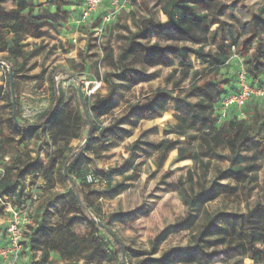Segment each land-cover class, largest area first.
<instances>
[{
  "label": "trees",
  "instance_id": "1",
  "mask_svg": "<svg viewBox=\"0 0 264 264\" xmlns=\"http://www.w3.org/2000/svg\"><path fill=\"white\" fill-rule=\"evenodd\" d=\"M34 1L0 0V53L4 54L0 62H4L13 70L18 119L16 122L13 118L10 75L7 70L5 71L6 89L4 91L0 86V97L3 96L7 101L11 114L7 120L0 118V154L3 160L9 157V161H4L6 165L4 174L0 175V196L10 197L16 210L19 208L17 204H22L27 199H30L32 204L38 202L39 205L34 211L37 216L53 211L51 222L41 221L38 224L44 239L43 242L41 238L36 240L40 243L38 250L41 253V262L47 263L50 255L54 254L67 262L74 260L77 256H83L86 261H95L97 264H111L116 259L120 260L121 264H129L126 247L117 232L110 227L112 219H116L123 225H129L127 217L112 213L106 217L97 216L92 208L101 195L92 187L93 183L87 181V176L92 175L95 180L101 179L105 184L104 196L114 199L127 189L128 181L139 176V164L135 165L128 160L122 166L106 171L92 170V160L82 164L84 159H89L86 156L88 152L96 151L95 132L102 130L90 120L89 114L86 116L78 93L79 110L65 108L61 100L64 92L58 84L54 83V80V93L49 110L40 115L36 121H22L20 118L19 76L16 63L21 60L20 64L23 67L36 53L35 49L26 50L31 45L27 40H40L49 36L47 30L49 23L60 24L68 21L67 11L62 7L63 0L53 4L56 7L54 11L39 4L37 12L34 9ZM214 1L164 0L161 12L168 19L170 33H165V28L149 16L141 20L137 32L128 38L127 46L116 58L111 49L106 48L104 52V57L111 60L122 72L120 77L132 78L134 80H131L136 84L141 80L134 75L142 74L128 72L125 69V63L131 59H139L149 68L172 69L165 79L164 89L154 91L145 102L128 103L125 114L113 123L116 124L114 128L126 134L116 135V140L122 142L132 135L133 130L138 128L141 122L163 118L173 102L176 123L168 122L165 125V138L157 143L137 140L129 148L130 154L139 145L142 153L148 158L151 154L158 155L157 168H161L167 155L176 150L179 161L191 160L195 166L200 165L206 170L210 164L204 162V158L210 157L221 149L228 151L227 168L224 171H218L217 178L212 181L209 188L202 186L201 190L196 192L195 173L192 170L188 171L189 189L185 194L179 193L189 213L185 222L179 226L182 229L190 225L191 211L203 201L202 199L214 200L221 194H236L240 184L244 182L241 188L247 190L252 174L264 167V108L262 107L264 99L252 98L247 103L242 109H249L250 116L247 118H231V113L237 110L232 109L226 119L221 120V102L225 96L237 91V78L231 75L227 79L231 81V85L225 87L215 84V78L213 79V74H217L219 69L227 66L231 50L235 48V53L242 55L250 85L253 88L264 86V48L261 45L260 24L258 26L242 25V33L250 34L249 38L242 42H238L236 32L229 31L227 35H224L220 15L213 11ZM8 4L12 7L8 8ZM260 14H264V8ZM215 25L219 26V30H213ZM155 33L162 36L165 44L155 42L147 45L137 42L139 39L146 40ZM254 40L257 41L256 48L250 53ZM208 43L215 45V52L205 50ZM196 62L200 64V69L196 68ZM174 77L177 78L172 82ZM199 78L202 79L200 82H198ZM187 80L189 86L184 91L183 98L174 96L175 91ZM105 82L114 89L110 75L105 77ZM170 85L172 89L169 90L167 87ZM195 93H199V98L195 102L189 101ZM111 97L110 94L96 101V106L92 109L98 117L109 114L114 108ZM96 99L97 95L91 97V100ZM87 102H85L86 110L89 109ZM181 104H183L182 109ZM90 124L92 128L88 137ZM124 125L129 126L131 130L123 128ZM82 129L84 132L80 134ZM49 133L54 152L47 153L46 163H41L38 157L32 158V154L23 153L21 149H25L31 141L41 140ZM171 135L176 136V139L169 138ZM103 138H105L104 135ZM74 140L78 141L76 146H72ZM104 143H110V141L105 139ZM66 165L68 176L65 175ZM129 171L130 174H128ZM115 177L123 179L117 182ZM70 178L74 181V186ZM40 180L43 181L40 188L47 193L55 190L58 183L68 185V193L61 201V204L67 205L65 211L54 199L41 201L40 195L37 196L34 190H30L26 195L25 182L29 181L31 186H37ZM223 180H229V182L222 183ZM176 185L182 186V180H178ZM84 191H87L88 195H85ZM261 194L263 202H259L249 213L210 214L206 216L201 230L189 236V241L184 248L163 251L158 258L148 256L141 264H176L178 262L211 264L215 258L219 262H230L233 253L237 257L253 261L254 264H264V248L258 245L259 242L264 243V232H257L253 228L255 222L264 214V178ZM25 210L29 208L26 207ZM95 219L101 222L104 228L98 226ZM36 221L38 223V220ZM78 224H87V229L77 231ZM253 231L259 236L255 242L249 240L236 242L235 239H244ZM208 238H212L211 245H221L222 249L217 253L210 252L206 246ZM152 253H158L156 245L153 246Z\"/></svg>",
  "mask_w": 264,
  "mask_h": 264
},
{
  "label": "rangeland",
  "instance_id": "2",
  "mask_svg": "<svg viewBox=\"0 0 264 264\" xmlns=\"http://www.w3.org/2000/svg\"><path fill=\"white\" fill-rule=\"evenodd\" d=\"M59 0H35L34 9L37 12L38 5L42 4L44 8L54 11L56 7L53 5ZM63 10L67 11V22L60 24L49 23L47 30L49 36H45L40 40L28 39L30 47L26 50L35 49V56L32 57L22 67L18 60L16 68L19 76V100L20 115L23 118V109L30 106L37 112L36 121L40 115L45 113L52 104L53 98V80L58 84L64 94L62 102L68 110H79L77 105V87L82 88L83 97L92 94L97 95V99L88 100L89 109L87 110L90 120L98 127L100 131L95 132L97 143L96 151L88 152L85 162L92 160L91 169L108 170L114 167H120L125 161H132L138 165L139 176L128 181L127 189L114 199H108L102 196L92 208L99 217H106L112 213L127 217L129 225L118 224L116 219H112L110 227L114 226L119 230L118 236L126 247L129 264H141L143 260L151 256L158 258L163 251L172 248H184L189 241V236L197 234L204 222L206 216L210 214H236L243 215L249 213L262 199V187L264 178V167L257 169L249 180L248 189L242 187L236 194H221L216 199H202L195 209L191 211L192 222L187 225L186 229L179 227L188 217V210L182 201L179 193L185 194L189 189L187 173L189 170L195 173V190L199 192L202 186L209 188L212 181L217 178L218 171H224L227 168L226 149L218 150L208 158H204V162L209 163L208 169L202 166H195L193 161H179L177 151L169 153L161 168H157V154H151L147 157L142 153L139 145L136 150L130 154L129 148L137 141H146L157 143L164 139V126L166 122L175 124L176 120L173 111V102L169 111L162 119L154 122H143L138 128L133 130L130 137L125 138L122 142L116 140V135H126L120 133L118 128H114L113 123L121 118L126 111L128 103L145 102L154 91L164 89L166 87L165 79L171 72V68H149L144 66L139 59H131L125 63V69L135 73L141 72L142 75H134L140 78L141 82L136 84L134 79L121 78L122 72L113 64L111 60L104 57L106 48L113 51L115 58L121 50L127 46L128 38L135 34L138 26L143 18L151 16L156 23H160L165 29V33H170L167 17L161 12L164 0H129L123 3L118 0V5H113L110 0H104L99 9L91 14L88 20H83L82 12L86 8L85 0H63ZM213 11L217 14L223 23L224 35L229 31L236 32L238 42H242L249 38L250 34L242 33V25L260 24L261 45L264 48V14H260L264 8V0H215L213 3ZM12 7L11 4L7 5ZM221 13V14H220ZM115 15V16H114ZM109 19V20H108ZM241 28V29H240ZM213 30H219V26L215 25ZM137 42L151 45L155 42L165 44L159 33L152 34L148 39H139ZM253 52L256 48L257 41L252 43ZM206 51H216L213 43H208L205 47ZM4 54L0 53V58ZM242 55L235 53L233 49L228 58L227 66L218 70L217 74H213L215 84L222 87L231 85V81L227 79L231 75L237 74L238 66L242 62ZM196 68L201 66L196 62ZM8 66L4 62H0V86L6 89L5 71ZM129 74V73H128ZM110 75L111 81L114 83V89H111L105 82V77ZM130 78V77H129ZM177 77L172 79V82ZM136 80V79H135ZM202 79L199 78L198 82ZM189 81L182 83L175 91L178 98H183L184 91L188 88ZM167 89H172V85ZM112 95L111 102L114 108L111 112L103 117H98L93 107L96 106L98 99H103ZM199 98V93H195L190 97L189 101L195 102ZM84 102L86 100L84 99ZM86 104V103H85ZM181 109L183 104H181ZM264 108V105H262ZM82 112V111H81ZM11 114V109L3 96L0 97V118L7 120ZM231 118H247L250 116L249 109L236 110L231 113ZM123 128L131 130L129 126L124 125ZM106 132L104 133V131ZM84 129L80 132L83 133ZM103 135L105 138H103ZM176 139V136H169ZM110 143H104V140ZM77 140L72 142V146H76ZM111 148H109V145ZM22 148V147H21ZM25 154H32V158L38 157L41 163L47 162V153L54 152L51 144V134L44 136L43 139H35L31 141L25 149H21ZM20 150V151H21ZM21 151V152H22ZM131 151V150H130ZM16 154V153H15ZM2 155L0 154V175L3 174L5 168ZM130 174V171L129 173ZM122 177H115L117 182L122 181ZM182 180V186L177 187V181ZM229 180H223L227 183ZM26 195L30 190H34L37 196L40 195L41 201L46 199H54L57 201L63 211L66 210L64 203L61 204L62 198L68 193V185L58 183L55 190L47 193L39 183L37 186H31L29 181L24 184ZM92 187L103 195L105 184L98 179ZM88 195L87 191H84ZM36 196V195H34ZM28 198V197H27ZM9 202V201H8ZM19 208L16 212L20 214L21 221V249L17 253L9 254L14 251L11 241L8 239L7 228L9 226L12 213L0 205V252H6L7 259L0 257V264H97L95 261H86L85 257L77 256L72 261H64L59 256L51 254L47 263L40 261L41 253L38 248L40 243L36 241L43 236L39 231L41 221L51 222V214L43 213L40 216L35 215V209L39 203H31L30 199L22 204H17ZM28 207L29 210H25ZM38 220V223L37 221ZM54 219L52 220L53 223ZM125 226V228H124ZM77 231L87 229V224H78ZM257 232H264V214L253 225ZM115 230V229H114ZM255 232L246 235L244 239H235L240 241H253L258 239ZM207 249L210 252H218L222 249L221 245H211L212 238L206 240ZM157 247L158 253L153 254V246ZM258 245L264 248V243L259 242ZM112 247V246H111ZM107 264V263H106ZM110 264V263H108ZM111 264H121L116 259ZM176 264H188L178 262ZM211 264H254L253 261L237 257L233 253L230 262H219L217 258Z\"/></svg>",
  "mask_w": 264,
  "mask_h": 264
},
{
  "label": "built area",
  "instance_id": "3",
  "mask_svg": "<svg viewBox=\"0 0 264 264\" xmlns=\"http://www.w3.org/2000/svg\"><path fill=\"white\" fill-rule=\"evenodd\" d=\"M103 1L104 0H85L86 8L82 12L83 20L84 21L88 20L91 14H93L99 9ZM110 1L112 2L113 5H118L119 2L118 0H110ZM121 1L123 3H127L129 0H121ZM233 51L235 52V48H233ZM236 78H237V91L235 93H230L227 96H225L221 102V107H220L221 120L226 119L229 111L232 109H237L239 111L242 110L252 98H256L258 100L264 99V86L259 88H253L250 85L249 78L245 71L243 62H241L240 65L238 66ZM91 95L92 94L89 95L84 94V99L86 101L87 99L90 101L92 97ZM36 116H37V112L30 106L23 109V118L25 120L32 122ZM8 161H9V157H6L5 162ZM3 174H4V170H3ZM87 181L93 184L97 182V180H95L92 175L87 176ZM39 183L42 184L43 181L40 180ZM0 205H2L6 210L12 213V217L9 226L7 228V232H8V239L11 241V245L13 246L14 251L10 252L9 254H13L14 252L17 253L21 249L20 242L22 240V232L20 227L21 221L19 220L20 214L16 212L17 211L16 209H14L11 202V198L6 195L0 196ZM0 257L2 259L4 258L7 259L6 252H0Z\"/></svg>",
  "mask_w": 264,
  "mask_h": 264
},
{
  "label": "water",
  "instance_id": "4",
  "mask_svg": "<svg viewBox=\"0 0 264 264\" xmlns=\"http://www.w3.org/2000/svg\"><path fill=\"white\" fill-rule=\"evenodd\" d=\"M8 72H9V75H10V90H11V93H12L13 118L15 119L16 122H18L17 115H16L17 106H16V98H15V82H14V79H13V70L11 68H8ZM77 93H78L79 98L81 100V103L83 105L85 114H86V116H88V112L85 109V102H84L82 88L80 86L77 87ZM91 128L92 127H91V124H90V126H89V132H88V137L91 134ZM86 142H87V140L85 141V143ZM65 175L68 176V173H67V165L65 166ZM70 181H71L72 185L74 186V181L71 178H70ZM95 222H96V224L98 226H100L101 228H104V226H103V224L101 222H99L96 219H95Z\"/></svg>",
  "mask_w": 264,
  "mask_h": 264
},
{
  "label": "crops",
  "instance_id": "5",
  "mask_svg": "<svg viewBox=\"0 0 264 264\" xmlns=\"http://www.w3.org/2000/svg\"><path fill=\"white\" fill-rule=\"evenodd\" d=\"M174 112H175V111H174ZM167 113H168V112H167ZM167 113H166V114H167ZM175 113H176V112H175ZM164 116H165V115H164ZM161 119H162V118H161ZM158 120H159V119H158ZM155 121H156V120H155ZM143 122H148V121H143ZM143 122H141L140 125H141ZM150 122H154V121H150ZM167 123H168V122H166L165 125H166ZM140 125H139V126H140ZM164 127H165V126H164ZM160 141H161V140H160ZM102 194H103V193H102ZM102 196H104V194L101 195V197H102ZM95 211H96V210H95ZM116 221H117V220H116ZM117 222H118V221H117ZM118 224L121 225V223H118ZM121 226L123 227V225H121ZM124 228H125V226H124ZM114 229H115V231H119L115 226H114ZM114 229H113V230H114ZM117 233H118V232H117Z\"/></svg>",
  "mask_w": 264,
  "mask_h": 264
}]
</instances>
